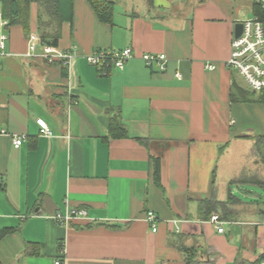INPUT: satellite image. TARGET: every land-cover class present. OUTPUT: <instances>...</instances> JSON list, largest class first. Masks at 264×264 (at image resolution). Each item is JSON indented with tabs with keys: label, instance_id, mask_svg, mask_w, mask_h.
Instances as JSON below:
<instances>
[{
	"label": "crops",
	"instance_id": "0c3cea01",
	"mask_svg": "<svg viewBox=\"0 0 264 264\" xmlns=\"http://www.w3.org/2000/svg\"><path fill=\"white\" fill-rule=\"evenodd\" d=\"M106 1L114 3L112 24L74 0L56 47L76 54L70 66L29 57L28 36L2 25L0 5V35H8L0 60V133L8 134H0V231L14 230L0 241V263L186 264L193 250L200 264H262L264 210L247 216L240 199L219 233L204 208L237 196L231 186L264 182L216 184L234 145L258 135L264 148V103L233 102L236 84L247 89L227 66L252 0ZM38 26L32 4L30 34L39 35ZM126 48L135 58L124 70L103 73L85 60L94 50ZM144 54H165L166 70L148 68ZM39 118L54 136L40 134ZM12 136L27 137L20 149ZM66 210L87 218L62 227L53 218Z\"/></svg>",
	"mask_w": 264,
	"mask_h": 264
},
{
	"label": "built area",
	"instance_id": "2783aa9c",
	"mask_svg": "<svg viewBox=\"0 0 264 264\" xmlns=\"http://www.w3.org/2000/svg\"><path fill=\"white\" fill-rule=\"evenodd\" d=\"M253 8L251 17L239 21L242 24V33L239 37L234 36L231 42V56L227 62L228 68L236 71L245 88L252 93H264V0H252ZM3 26H7V22L2 21ZM8 35H0V60L7 56ZM28 56L41 57L46 59L50 64L64 63L70 66L76 54L73 51H59L55 47L44 45L37 33H31L28 36ZM135 58L133 50L126 48L123 50H94L85 57L87 63L103 73H107L112 69L124 70L127 63ZM141 60L148 68L156 66L157 71L162 72L167 68L168 59L165 54H144ZM213 64H207V70H213ZM180 78L181 76L178 75ZM40 128V134L44 136H54L47 122L39 118L36 121ZM1 135H8L6 131H1ZM26 136H12L11 141L15 149H20L26 141ZM87 218V212L72 211L58 213L53 220L60 226L69 225L74 219ZM25 220V217H22ZM147 221L152 226L153 232L157 231L159 222L158 216L154 212L147 215ZM210 223L215 225L219 233H223L224 221L221 220L219 214L210 217ZM54 264H66L62 257H58ZM264 264V262L262 263Z\"/></svg>",
	"mask_w": 264,
	"mask_h": 264
},
{
	"label": "trees",
	"instance_id": "16d2710c",
	"mask_svg": "<svg viewBox=\"0 0 264 264\" xmlns=\"http://www.w3.org/2000/svg\"><path fill=\"white\" fill-rule=\"evenodd\" d=\"M92 9L98 16L99 20L104 23L112 24L114 15V3L106 0H87ZM32 4L38 5V33L44 45L58 47L61 39L60 26L66 22H71L74 14V0H0L1 17L7 22L6 28L13 26H21L25 35L29 36L30 27V11ZM51 29V30H50ZM237 91L232 92L233 102H249L251 93L239 84H236ZM258 102L264 103V93L259 94ZM113 126V123H112ZM259 143L264 146V137L259 139ZM155 178L158 182L160 179V164L157 161ZM261 188L264 189V182L256 181ZM233 185V182L231 183ZM231 188V187H230ZM229 188V189H230ZM215 197V195H213ZM240 198L229 193L226 202H218L212 198L205 202L204 208H207V216H211L218 212L219 207L222 208L221 220H229V206L235 205ZM13 229H4L0 231V241ZM62 248V246H60ZM33 246L27 245L26 253L34 255ZM260 262H264V255L260 258ZM186 264H200L196 260V255L193 250H187L185 259Z\"/></svg>",
	"mask_w": 264,
	"mask_h": 264
},
{
	"label": "rangeland",
	"instance_id": "374dc122",
	"mask_svg": "<svg viewBox=\"0 0 264 264\" xmlns=\"http://www.w3.org/2000/svg\"><path fill=\"white\" fill-rule=\"evenodd\" d=\"M237 75V74H236ZM258 93H252L250 98L257 99ZM258 135L252 136V139L243 142L242 146L232 147L230 154H228L223 161L227 162L225 171L220 168L217 174V187H230L229 182L233 179H258L264 181V148L257 146ZM222 167L223 163H222ZM228 183V184H227ZM227 184V185H226ZM239 186H231L232 191L244 201V205L250 209L251 215L259 218V211L264 210V189L254 184H238ZM240 188V190L238 189ZM247 193H246V192ZM254 211H253V210ZM249 213V214H250ZM1 264V263H0Z\"/></svg>",
	"mask_w": 264,
	"mask_h": 264
},
{
	"label": "water",
	"instance_id": "95a60500",
	"mask_svg": "<svg viewBox=\"0 0 264 264\" xmlns=\"http://www.w3.org/2000/svg\"><path fill=\"white\" fill-rule=\"evenodd\" d=\"M242 33V24L241 23H237L235 26V36L239 37Z\"/></svg>",
	"mask_w": 264,
	"mask_h": 264
}]
</instances>
